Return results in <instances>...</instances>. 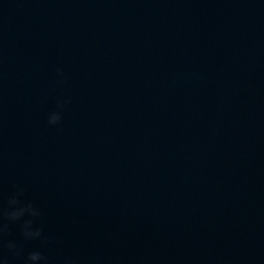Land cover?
<instances>
[{
  "label": "water",
  "instance_id": "obj_1",
  "mask_svg": "<svg viewBox=\"0 0 264 264\" xmlns=\"http://www.w3.org/2000/svg\"><path fill=\"white\" fill-rule=\"evenodd\" d=\"M14 186L49 264H264V0H0Z\"/></svg>",
  "mask_w": 264,
  "mask_h": 264
},
{
  "label": "clouds",
  "instance_id": "obj_2",
  "mask_svg": "<svg viewBox=\"0 0 264 264\" xmlns=\"http://www.w3.org/2000/svg\"><path fill=\"white\" fill-rule=\"evenodd\" d=\"M59 76H63L61 69H57ZM63 79L59 83H63ZM63 103H58L57 108L62 109ZM61 120L60 112H52L48 118L49 125H56ZM25 189L14 186V191L7 197V206L0 207V264H9L8 257L3 254L2 249L6 248L11 256L19 258L24 257V264H49L48 258L40 249L28 251L26 254L24 249L19 247L13 240H8L5 243V236L8 232V224L20 222V231L26 241H40L44 246L48 243L47 238L44 237L43 226L37 221L43 215L41 209L37 207L32 201H24L21 197L24 196ZM64 264H75L74 261L65 260Z\"/></svg>",
  "mask_w": 264,
  "mask_h": 264
}]
</instances>
